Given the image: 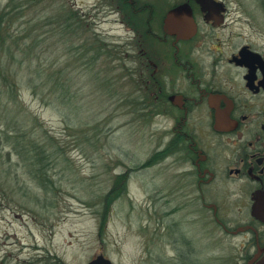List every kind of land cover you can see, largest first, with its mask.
Listing matches in <instances>:
<instances>
[{
	"label": "rangeland",
	"instance_id": "obj_1",
	"mask_svg": "<svg viewBox=\"0 0 264 264\" xmlns=\"http://www.w3.org/2000/svg\"><path fill=\"white\" fill-rule=\"evenodd\" d=\"M136 1V7L154 8L149 26L153 35L160 36L163 19L177 11L180 5L174 10L172 5L182 0ZM221 1L228 17L218 30L220 44L241 34L251 38L253 32L264 33V10L259 0ZM62 5L83 18L82 29L77 32L79 47L94 33L112 45L93 72H88L87 58L79 63L73 60L72 55L81 54L78 46L74 45L72 51L69 44H55L60 38L55 25L36 31L43 43L39 50L51 48L47 60L66 63L71 70L80 67L82 124L98 129L99 141L94 147L78 144L57 111L26 97L28 107L63 142L67 157L56 170L59 202L56 208L47 210L37 205L35 211L29 210L31 199L24 194L43 198V193L23 163L15 160L10 167L5 166L18 182L14 188L18 194L12 197L14 200L9 197L0 202V264H89L99 255L114 264H244L243 236L225 235L212 223L211 212L179 207L183 201L172 160L144 167L148 158L163 148L164 130L172 124L167 104L161 108L157 94L169 92V86L180 88L183 83L164 80L171 60L163 58L162 45L149 46L137 21L131 20L128 11L123 13L115 0H54L49 10L56 13ZM42 9H38L36 18L43 16ZM143 18L144 24L147 12ZM213 43L214 38L209 41ZM207 48L198 52L203 59L209 53ZM61 168L66 169L64 175ZM119 175L125 177L119 189L121 196L106 204ZM8 177L3 179L6 187ZM226 192L223 194L222 187L215 189L219 195L215 198L220 205L218 216L233 227L245 219V212ZM207 197L211 199V195ZM179 236L189 242L195 254L179 257L169 250Z\"/></svg>",
	"mask_w": 264,
	"mask_h": 264
},
{
	"label": "flooded vegetation",
	"instance_id": "obj_2",
	"mask_svg": "<svg viewBox=\"0 0 264 264\" xmlns=\"http://www.w3.org/2000/svg\"><path fill=\"white\" fill-rule=\"evenodd\" d=\"M214 1L223 8L219 23L207 6L201 10L197 0L180 1L177 9L185 7L187 20L196 27L188 40L179 39L181 19L171 22L178 10L161 24L162 42L174 58L164 78L183 82L180 88L169 86L165 94L172 124L164 130L163 160H172L177 167L183 201L179 207L211 212L212 223L221 232L246 240L244 264H258L264 258V33L253 32L251 38L241 34L220 44L218 30L228 12L221 0ZM263 4L259 0L264 10ZM205 47L209 53L203 59ZM217 187L223 194L228 190L245 212V219L233 227L218 216ZM188 243L179 236L169 250L179 257L195 254Z\"/></svg>",
	"mask_w": 264,
	"mask_h": 264
},
{
	"label": "trees",
	"instance_id": "obj_3",
	"mask_svg": "<svg viewBox=\"0 0 264 264\" xmlns=\"http://www.w3.org/2000/svg\"><path fill=\"white\" fill-rule=\"evenodd\" d=\"M53 1L0 0V202L9 197L14 200L12 197L18 194V191H14L18 182H14L9 168H5L7 164L10 167L15 160H18L23 163V168L37 182L38 188L43 193V198L37 194L36 196L24 194L26 199H31V205L28 207L31 211H35L36 205L44 210L56 208L59 202L56 196V187L59 186L56 181V170L64 164L62 159L67 157V152L63 142L47 129L45 121L28 107L26 97L38 101L45 108L57 111L67 125L66 131H72L70 136L75 137L78 144L86 143L94 147L100 135L95 127L82 124L80 67L71 70L66 63L47 60L51 48L39 50L43 47V43L38 40L36 31L55 25L54 31L60 32V38L55 44L63 46L69 44L71 47L68 49L72 51L74 45L78 46L79 50H82L81 54L76 52L77 56L72 55L73 60L79 63L80 59L87 58L85 69L88 72H93L101 55H107L108 46H112L106 39L94 33L79 47L80 34L78 35L77 32L82 29L80 25L82 16L67 5L60 6L56 13H52L49 9L52 8ZM115 1L120 4L123 13L125 10L128 11L131 20L137 21L143 37L150 41L147 44L150 46L160 43L165 50L163 58H168L172 62L173 51L165 46L161 35L155 36L150 30L149 24L155 14L154 8L136 7V0ZM262 1L264 3V0ZM179 5L182 4L174 3L172 7ZM39 8H43L41 10L43 16L36 18ZM146 12L148 19L143 24L142 20ZM146 25L147 29L144 30L143 27ZM67 35L70 38H66ZM89 57L92 61L88 59ZM165 94L167 93L157 94L160 104L162 103L161 108L166 106ZM165 156L166 152L161 149L148 158L144 167L163 161ZM65 170L61 168L60 172L62 171L64 175ZM7 174L9 183L6 187L3 179L7 178ZM115 180V190L107 195L106 204H111L114 198L117 200L121 196L119 189L123 187L125 177L119 175ZM51 193L53 194L50 195Z\"/></svg>",
	"mask_w": 264,
	"mask_h": 264
},
{
	"label": "water",
	"instance_id": "obj_4",
	"mask_svg": "<svg viewBox=\"0 0 264 264\" xmlns=\"http://www.w3.org/2000/svg\"><path fill=\"white\" fill-rule=\"evenodd\" d=\"M202 8L204 6H207L208 10L210 9L212 14L218 18L216 20L217 23L220 22L221 17L219 18L217 15L220 11H223V8L221 4L215 2L214 0H197ZM202 11H206L204 8L201 9ZM172 23L175 24L178 19H181L182 21V33L179 35L180 40H188L192 38L196 34V27L187 20V10L185 7L178 9V11L173 15L172 17ZM176 26V25H174ZM89 264H114L111 260L106 258L104 255H99L95 259L89 262ZM258 264H264V258L258 263Z\"/></svg>",
	"mask_w": 264,
	"mask_h": 264
}]
</instances>
